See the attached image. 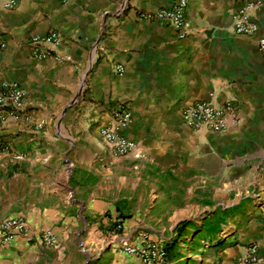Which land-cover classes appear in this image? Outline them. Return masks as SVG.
<instances>
[{
	"label": "crops",
	"instance_id": "crops-1",
	"mask_svg": "<svg viewBox=\"0 0 264 264\" xmlns=\"http://www.w3.org/2000/svg\"><path fill=\"white\" fill-rule=\"evenodd\" d=\"M173 2L0 9V87L26 93L21 117L0 124V222L22 217L58 240L17 237L0 264H139L105 242L138 230L167 248V264H235L246 246H264V0L251 11L253 35H236L233 16L257 0H188L185 39L139 20ZM51 30L60 43L32 58L30 38ZM210 99L232 104L236 122L219 133L187 128L183 109ZM121 104L139 159L114 156L99 136Z\"/></svg>",
	"mask_w": 264,
	"mask_h": 264
},
{
	"label": "built area",
	"instance_id": "built-area-1",
	"mask_svg": "<svg viewBox=\"0 0 264 264\" xmlns=\"http://www.w3.org/2000/svg\"><path fill=\"white\" fill-rule=\"evenodd\" d=\"M188 0H174L171 8L157 10L152 13H141L138 17L143 22H159L171 28L178 39H185L191 34V23L185 16ZM261 4L243 6L233 16L232 30L236 35H253L257 31L256 24L251 19V11ZM17 0H0V9L13 10ZM61 37L56 30H51L43 36H32L28 42L29 52L36 60L45 59L48 55L46 48L57 46ZM259 49L264 51V37L258 41ZM113 71L122 75L124 68L115 66ZM25 91L17 82H5L0 87V124L21 117ZM212 97V94H209ZM132 112L128 106L121 104L113 111L110 123L99 128V136L104 146L117 157L139 159L142 157L141 142L128 139L124 132L132 122ZM237 120L236 112L230 103L218 104L212 99L199 101L183 109L182 122L192 131L207 130L214 133L223 132L229 124ZM2 149L0 147V154ZM122 231L121 224L116 225L114 235ZM17 237L35 238L45 246L57 247L58 240L49 230H32L22 217L6 218L0 222V254L4 248ZM114 245L115 249L124 256L132 257L139 264H167L165 247L151 239L144 230H138L133 237H116L115 241H105ZM264 246L250 244L235 259V264H264Z\"/></svg>",
	"mask_w": 264,
	"mask_h": 264
},
{
	"label": "trees",
	"instance_id": "trees-1",
	"mask_svg": "<svg viewBox=\"0 0 264 264\" xmlns=\"http://www.w3.org/2000/svg\"><path fill=\"white\" fill-rule=\"evenodd\" d=\"M166 249V251H167V248H165Z\"/></svg>",
	"mask_w": 264,
	"mask_h": 264
}]
</instances>
